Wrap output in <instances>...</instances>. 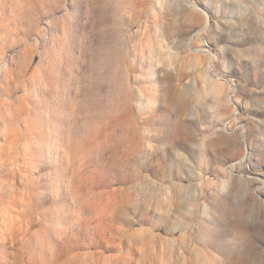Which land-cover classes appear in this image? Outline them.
<instances>
[{"label": "rangeland", "instance_id": "rangeland-1", "mask_svg": "<svg viewBox=\"0 0 264 264\" xmlns=\"http://www.w3.org/2000/svg\"><path fill=\"white\" fill-rule=\"evenodd\" d=\"M0 264H264V0H0Z\"/></svg>", "mask_w": 264, "mask_h": 264}]
</instances>
